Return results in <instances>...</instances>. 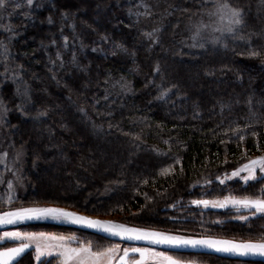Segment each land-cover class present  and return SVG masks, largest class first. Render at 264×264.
Instances as JSON below:
<instances>
[{
	"label": "trees",
	"instance_id": "trees-1",
	"mask_svg": "<svg viewBox=\"0 0 264 264\" xmlns=\"http://www.w3.org/2000/svg\"><path fill=\"white\" fill-rule=\"evenodd\" d=\"M227 2L243 23L234 35L214 34L223 39L213 45L192 39L197 24L210 23L212 0H6L0 81L7 124L27 146L29 165L39 157L41 170L72 186L48 201L139 226L264 239V215L213 223L210 216L229 212L210 208L201 216L187 206L222 187L250 195L264 189V175L247 183L231 175L264 149V0ZM7 175L0 154V206ZM54 260L37 263L28 252L14 264Z\"/></svg>",
	"mask_w": 264,
	"mask_h": 264
},
{
	"label": "snow or ice",
	"instance_id": "snow-or-ice-1",
	"mask_svg": "<svg viewBox=\"0 0 264 264\" xmlns=\"http://www.w3.org/2000/svg\"><path fill=\"white\" fill-rule=\"evenodd\" d=\"M28 4L32 3V0H27ZM214 5V11L209 12L210 16H216L221 26L213 27L210 24L203 22L195 26V31L192 33V39L195 40H210L215 45L220 43L223 36H216L211 33L220 32L221 34L227 32L235 34V28L243 23L242 13L238 8H233L227 2V0H212ZM6 0H0V8L5 7ZM19 7V5H17ZM213 23H216L215 21ZM211 28L209 36L205 37L203 32L206 29ZM148 35H152L149 33ZM66 39V38H65ZM201 48L204 47V43H199ZM226 46V45H225ZM255 55V53H253ZM122 88L126 85L121 84ZM167 91V90H166ZM163 95V94H162ZM107 99V96L105 97ZM111 127V126H110ZM243 140V137H240ZM6 155V154H5ZM19 155V154H18ZM259 168L261 173H264V156L250 159L247 163L236 168L232 172V176H240L242 172H247V175L242 179L245 183L250 180L256 179V170ZM168 171L167 169L164 170ZM219 179V177H217ZM221 183L224 181L221 180ZM9 188L11 183L9 182ZM11 200V197H9ZM193 204L208 206L211 204L213 207L225 208L229 205L233 207L245 209H255L256 213H264V189H261L260 195L251 197H235L225 196L222 200H194ZM41 219L51 218L54 220H66L71 223L86 225L88 227L99 230L103 233H108L111 236H118L129 240H146L151 241L154 244H167L175 248L185 247H211L217 251L235 252L240 255L260 254L264 255V241L259 242H242L237 243L231 240H221L214 238H201L196 239L192 237H186L181 235H169L162 232L150 231L137 227H129L127 225L113 222L102 221L98 219H92L87 216L79 215L75 212L68 211L58 207H28V208H16L14 210L0 212V224H12L16 221H22L26 219ZM241 220H247L248 217H240ZM7 238H15L20 240V244L17 247L5 248L0 250V264H9L14 258L19 257L26 249L30 247L32 243L35 244L36 256L35 259L39 261L42 256H55L58 258V264H144L146 256L157 258L159 264H191V262H185L181 259L173 258L163 252H156L150 248H125L122 250V255H118L121 252L119 244L111 245L109 247H102L98 250H94L92 242H81L74 235L71 236H56L48 233H21V232H5L3 236H0V240ZM27 241V242H25ZM43 242V243H42ZM78 246L73 247V244ZM139 254V259H131L132 254Z\"/></svg>",
	"mask_w": 264,
	"mask_h": 264
},
{
	"label": "rangeland",
	"instance_id": "rangeland-1",
	"mask_svg": "<svg viewBox=\"0 0 264 264\" xmlns=\"http://www.w3.org/2000/svg\"><path fill=\"white\" fill-rule=\"evenodd\" d=\"M85 1V0H81ZM216 23H213V22ZM207 24L212 25L213 27H218L221 26L218 22V19L216 16H212L210 23L208 22ZM203 33H207L209 35L211 33V28L206 29ZM220 32H215L211 34H219ZM1 73H3L0 69V76ZM2 82L0 81V154H1V159L3 165L6 167V172H7V200L0 206V212L2 211H9V210H14L16 208H28V207H39V206H48V205H58V206H63L60 204H52L50 199L55 200V195L58 193L59 189L62 186L68 189L70 186L71 182L69 178L63 177V176H56V171H55V176H51L47 172H51V168L46 167V169H42L36 165V161H38L39 157L34 158V161L29 169V162H30V156H29V151L27 149V146L25 143H19L15 141V137L13 136L12 131L10 130L8 124H7V118H8V109L7 106L5 105V102L2 98ZM6 154V155H5ZM19 154V155H18ZM264 156V149L259 152H253L250 154L248 157V160ZM46 162V161H45ZM29 170V172H28ZM27 173L29 176H27ZM35 174L38 175V182L35 180V176H31L30 174ZM242 175V176H241ZM247 175V172H244V174H240V178L243 176ZM264 173H261L259 171V168L256 170V179L261 178ZM68 176V175H67ZM36 181V182H35ZM252 181V180H251ZM9 182L11 183V188H9ZM254 182V180H253ZM54 194V195H53ZM235 196V197H245V196H251L255 197L257 195H250V194H243V193H238L237 189L234 187H231V189H228L227 187H222L215 191L212 196L209 199L210 201H215V200H222L225 196ZM62 196V194H61ZM9 197H11V200H9ZM63 197V196H62ZM204 200V199H201ZM192 201L187 205V206H196L194 208L197 209L199 212V215L204 216V213L208 211L210 208L213 209L212 205L209 204L208 206L204 205H192ZM66 207V206H63ZM229 209L227 210L229 213H226L225 217L219 216V215H213L210 216L212 217V222L213 223H220L222 221L229 222V221H245L241 220L240 217H248L246 221L249 219H252L253 217L259 216V215H264V213H256V215H252L253 212H255V209H245L243 207H240L239 209L236 207H233L232 205H229ZM69 208V207H68ZM73 209V208H71ZM77 210V209H76ZM215 210V209H214ZM79 211V210H78ZM83 212V211H82ZM198 215V214H197ZM99 216V215H98ZM207 216V215H205ZM105 217V216H101ZM110 217L113 219H118V216L116 215H111V216H106ZM121 221V220H120ZM47 222H53L51 220H46V222H35V223H29V224H22L18 225L12 228H9L7 230L0 231V236H3V233L5 232H21V233H48V234H54L56 236H71L74 235L77 237L81 242H92L94 250H98L99 248L102 247H109L111 245L119 244L121 248V252L118 253V255H122V250L125 248H133V247H140V248H150L156 252H163L166 253L169 256H172L173 258L176 259H181L185 262H191V264H240V263H234L229 261L228 259H223L224 261L216 260L212 256H206L203 254H196V253H177V252H164L163 250L157 249V248H152L148 246H142V245H133V244H128V243H123V242H118V241H113L107 242L108 244L98 243L100 247L96 244L95 242L90 241V240H85V236L79 235L77 233H73L70 231H64L56 228H45L47 225H51V223ZM127 223V222H125ZM43 225V226H41ZM45 225V226H44ZM147 227V226H145ZM199 227V225H198ZM152 228V227H151ZM200 228V227H199ZM201 228H204V226H201ZM160 229V228H156ZM162 230V229H160ZM170 232H175V233H182V234H189V235H209L208 232L209 230L207 229H199L200 233L197 232H181L179 229L176 230H166ZM205 232V233H204ZM213 235V234H210ZM223 236V235H222ZM3 240L7 243L5 246H15L20 244V240L15 239V238H7L5 237ZM258 240H264V239H258ZM27 242V241H25ZM43 243V242H42ZM96 245V246H95ZM32 249L30 251V254H33V256H36V251H35V244H31ZM73 247L78 246V244H73ZM34 248V249H33ZM42 258H54L53 264H58V258L53 254L52 256H42ZM131 259H139V254H132L130 256ZM40 259V260H41ZM39 260V261H40ZM35 261L38 263L35 259ZM144 264H159V261L157 258L151 257V256H146L144 260Z\"/></svg>",
	"mask_w": 264,
	"mask_h": 264
},
{
	"label": "water",
	"instance_id": "water-1",
	"mask_svg": "<svg viewBox=\"0 0 264 264\" xmlns=\"http://www.w3.org/2000/svg\"><path fill=\"white\" fill-rule=\"evenodd\" d=\"M205 200H209V199H205ZM210 201V200H209ZM192 205H197V204H193ZM39 207H58V208H63L66 209L68 211H72L75 212L79 215H83V216H87L90 217L92 219H98V220H102V221H113V222H117V223H121L124 225H127L129 227H137V228H141V229H146V230H150V231H157V232H162L165 234H169V235H181V236H186V237H192V238H196V239H201V238H214V239H221V240H231L237 243H242V242H259V241H264V240H241V239H235V238H230V237H217V236H212V235H189V234H182V233H175V232H170V231H166V230H160V229H156V228H151V227H145V226H139V225H134V224H128L125 223L123 221L117 220V219H113L110 217H101L98 215H93V214H89L86 212H82V211H78L76 209H71L68 207H63V206H58V205H48V206H39ZM228 207V206H227ZM225 208H219V207H215L214 209L218 210V209H226ZM46 220H51L53 222H47V223H51V224H55V225H61V226H66V227H73V228H77V229H81V230H85V231H89L91 233L100 235L104 238L113 240V241H118V242H123V243H128V244H133V245H142V246H148V247H152V248H158V249H163V250H167V251H174V252H187V253H205V254H213V255H217L220 257H224V258H230V259H234V260H242V261H259V262H264V255H260V254H249V255H240L238 253L235 252H225V251H217L215 248H211V247H185V248H175L171 245H167V244H154L151 241H146V240H129V239H124L118 236H111L108 233H103L100 232L97 229L88 227L86 225H81V224H75V223H71L68 222L66 220H54L51 218H41V219H26V220H22V221H16L12 224H0V231L3 230H7L9 228L18 226V225H22V224H29V223H35V222H46ZM4 243L3 240H0V245H2ZM18 245L9 247V248H13V247H17ZM32 246L30 245V247L28 249H26L24 251V253H22L19 257L14 258L12 261L9 262V264H14L15 262H17L24 254H26L27 252L31 251Z\"/></svg>",
	"mask_w": 264,
	"mask_h": 264
},
{
	"label": "flooded vegetation",
	"instance_id": "flooded-vegetation-1",
	"mask_svg": "<svg viewBox=\"0 0 264 264\" xmlns=\"http://www.w3.org/2000/svg\"><path fill=\"white\" fill-rule=\"evenodd\" d=\"M213 209L215 208V207H212ZM230 207L228 206L226 209H218V210H216V211H220V210H228ZM210 235V234H209ZM212 236H217V237H229V236H222V235H212ZM230 238H232V237H230ZM236 239V238H235ZM241 240H258V239H241ZM4 241V243L2 244V245H0V250H2V249H5V248H9V247H12V246H5V245H7V243L5 242V240H3ZM14 246V245H13ZM34 249V248H33ZM158 249V248H157ZM160 250H163V249H160ZM164 252H174V251H167V250H163ZM177 253H185V254H189V253H187V252H177ZM27 254V253H26ZM191 254H193V253H191ZM196 254H203V255H206V256H212L214 259H215V257H216V259L218 258V259H224V257H220V256H217V255H213V254H205V253H196ZM25 255V254H24ZM23 255V256H24ZM22 256V257H23ZM21 257V258H22ZM20 258V259H21ZM225 259H228V260H232V259H230V258H225ZM16 263V262H15Z\"/></svg>",
	"mask_w": 264,
	"mask_h": 264
}]
</instances>
